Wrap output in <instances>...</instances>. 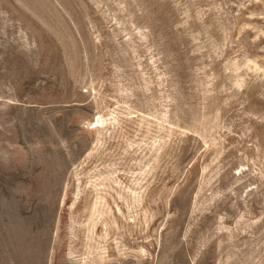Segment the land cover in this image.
Returning <instances> with one entry per match:
<instances>
[{
	"label": "rangeland",
	"instance_id": "1",
	"mask_svg": "<svg viewBox=\"0 0 264 264\" xmlns=\"http://www.w3.org/2000/svg\"><path fill=\"white\" fill-rule=\"evenodd\" d=\"M0 264H264V0H0Z\"/></svg>",
	"mask_w": 264,
	"mask_h": 264
}]
</instances>
